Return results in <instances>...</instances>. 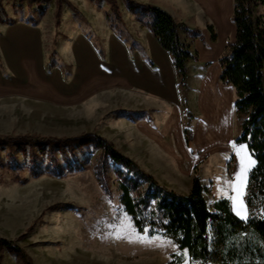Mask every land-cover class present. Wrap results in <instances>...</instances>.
Masks as SVG:
<instances>
[{
  "label": "rangeland",
  "instance_id": "1",
  "mask_svg": "<svg viewBox=\"0 0 264 264\" xmlns=\"http://www.w3.org/2000/svg\"><path fill=\"white\" fill-rule=\"evenodd\" d=\"M113 1L122 21V24L116 22L118 28L123 34H132L134 24L126 16L124 0ZM110 2L1 0L0 18L5 24L26 23L39 27L47 70L57 66L68 76L70 63L60 50V43L80 33L95 45L103 46L101 35L113 33L108 22ZM258 17L257 9L255 18ZM51 78L57 82V78ZM131 98L130 94L107 91L74 106H56L47 101L0 96V137L67 139L90 134L103 138L130 160L129 131L121 122L129 117ZM25 149L23 154L19 147H0V239L19 247L32 264H196L167 236L153 234L148 229L142 233L136 231L120 204L114 174L115 169H124L109 160L106 170L111 194H103L94 176L99 150L74 149L69 154L70 163H79L81 169L72 171L56 150L55 160L62 172L55 175L46 170L45 154L34 147L32 167L28 156L31 150ZM247 156L250 157L248 153ZM235 164L237 177L242 167H249V160L244 165L236 160ZM204 166L194 174L210 191V194L203 193L208 207L212 211L215 201L229 197L236 216L231 199L235 195L231 167L222 165L221 169L214 165L204 170ZM0 264L21 262L3 250Z\"/></svg>",
  "mask_w": 264,
  "mask_h": 264
},
{
  "label": "crops",
  "instance_id": "2",
  "mask_svg": "<svg viewBox=\"0 0 264 264\" xmlns=\"http://www.w3.org/2000/svg\"><path fill=\"white\" fill-rule=\"evenodd\" d=\"M133 1L167 13L195 33L193 38L179 32L181 43L189 45L195 56L186 64L185 88L180 87L172 57L145 26L147 17L138 20L124 6L135 32L123 34L116 24H122L121 16L117 18L108 4L113 33L101 35L103 46L80 33L60 43L70 63L68 76L57 66L47 70L39 27L5 24L0 18V96L74 106L102 92L130 94V114L121 123L129 131V158L141 171L179 196L189 195L194 172L203 164L204 170L214 165L231 167L233 183L235 161L243 158L244 165L249 160L246 146L234 144L240 133L234 89L219 82V59L235 40L233 0ZM257 9L264 20V7ZM187 125L191 130L188 144ZM224 199L231 206L230 198Z\"/></svg>",
  "mask_w": 264,
  "mask_h": 264
},
{
  "label": "trees",
  "instance_id": "3",
  "mask_svg": "<svg viewBox=\"0 0 264 264\" xmlns=\"http://www.w3.org/2000/svg\"><path fill=\"white\" fill-rule=\"evenodd\" d=\"M110 5L118 18L113 0ZM124 5L136 19L147 17L145 26L172 57L180 87L185 88L186 64L195 56L190 53L189 45L181 43L179 32L185 31L193 38L195 33L175 23L167 13L157 8L142 6L133 0H124ZM258 7H264V0H233L235 40L219 59V82L232 86L235 92L233 108L236 119L240 121V133L234 138V144L245 145L250 158L255 161L247 174L245 186L246 221L233 214L229 201L225 199L214 202L211 211L203 196L210 191L201 185L196 174L189 195L179 196L159 186L151 176L143 173L101 137L90 134L67 139L1 136L0 147H19L23 154L28 147L32 167V150L38 148L41 154L46 155V170L55 175L62 172L55 160L56 150L67 161L71 171L81 169L79 163H70L69 154L72 155L74 149L92 147L99 150L94 167L96 181L103 194L110 196L107 160L124 169L114 170L120 204L138 233L148 229L153 234L167 236L179 250L187 252L191 263L264 264V20L255 18ZM58 12L59 7L56 8V15ZM184 133L188 144L191 141L188 125ZM3 250L15 256L21 264H32L19 247L0 239V252Z\"/></svg>",
  "mask_w": 264,
  "mask_h": 264
},
{
  "label": "snow or ice",
  "instance_id": "4",
  "mask_svg": "<svg viewBox=\"0 0 264 264\" xmlns=\"http://www.w3.org/2000/svg\"><path fill=\"white\" fill-rule=\"evenodd\" d=\"M243 147V146H242ZM239 155V153H237ZM249 159V166L254 164L255 161ZM243 164V158H242ZM249 168L242 167L241 172L237 174L236 180L232 183L233 192L235 195L231 197L233 201V211L235 212L236 216L239 217L241 220L246 221L248 219V212L244 205V196H245V183L247 178Z\"/></svg>",
  "mask_w": 264,
  "mask_h": 264
},
{
  "label": "bare ground",
  "instance_id": "5",
  "mask_svg": "<svg viewBox=\"0 0 264 264\" xmlns=\"http://www.w3.org/2000/svg\"><path fill=\"white\" fill-rule=\"evenodd\" d=\"M0 42H1V41H0ZM78 45H79V44H78ZM67 46H68V45H67ZM78 47H79V46H78ZM81 47H82V46H81ZM82 49H83V48H82ZM80 52H81V51H80ZM82 53H83V52H82ZM84 53H85V51H84ZM11 54H12V53H11ZM79 54H80V53H79ZM11 56H12V55H11ZM78 56H79V55H78ZM115 58H116V57H115ZM86 59H87V58H86ZM118 60H119V59H118ZM118 60H117V62H119ZM115 62H116V61H115ZM15 63H16V62H15ZM86 63H87V62H86ZM89 68H90V67H89ZM12 69H13V68H12ZM93 69H94V66H93ZM93 69H92V70H93ZM15 70H16V69H15ZM15 70H14V71H15ZM87 70H88V69H87ZM16 71H17V70H16ZM222 126H223V124H222Z\"/></svg>",
  "mask_w": 264,
  "mask_h": 264
}]
</instances>
